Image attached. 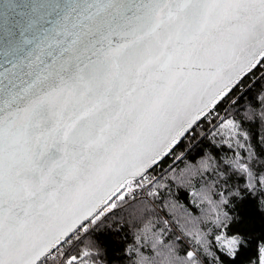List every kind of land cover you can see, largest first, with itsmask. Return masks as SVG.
Segmentation results:
<instances>
[{
  "label": "snow or ice",
  "instance_id": "snow-or-ice-1",
  "mask_svg": "<svg viewBox=\"0 0 264 264\" xmlns=\"http://www.w3.org/2000/svg\"><path fill=\"white\" fill-rule=\"evenodd\" d=\"M0 264H264V0H0Z\"/></svg>",
  "mask_w": 264,
  "mask_h": 264
}]
</instances>
